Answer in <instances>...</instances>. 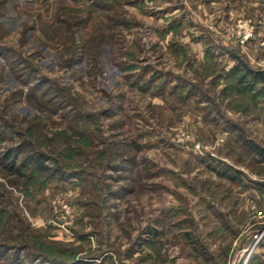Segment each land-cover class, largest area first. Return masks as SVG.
I'll return each instance as SVG.
<instances>
[{"label": "rangeland", "instance_id": "rangeland-1", "mask_svg": "<svg viewBox=\"0 0 264 264\" xmlns=\"http://www.w3.org/2000/svg\"><path fill=\"white\" fill-rule=\"evenodd\" d=\"M237 61L264 76V0H0V264H264Z\"/></svg>", "mask_w": 264, "mask_h": 264}, {"label": "trees", "instance_id": "trees-1", "mask_svg": "<svg viewBox=\"0 0 264 264\" xmlns=\"http://www.w3.org/2000/svg\"><path fill=\"white\" fill-rule=\"evenodd\" d=\"M238 59V56H237ZM240 68L244 69L248 75L253 78H258L264 84V76L261 74L260 71H254L251 69L247 64H244L241 61H237V64L232 67V71L238 72ZM250 149L253 150L257 155H259L262 162H264V149L260 147H256L250 145ZM30 156H26V160H28L36 169L38 170H47L49 167L47 163L48 156H44L43 154H37L36 156L29 154ZM11 156H5L6 160H10Z\"/></svg>", "mask_w": 264, "mask_h": 264}]
</instances>
